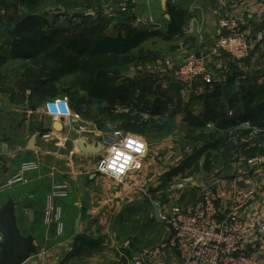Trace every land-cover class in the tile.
I'll return each mask as SVG.
<instances>
[{"label":"rangeland","instance_id":"obj_1","mask_svg":"<svg viewBox=\"0 0 264 264\" xmlns=\"http://www.w3.org/2000/svg\"><path fill=\"white\" fill-rule=\"evenodd\" d=\"M43 1H23L25 11L21 12L19 10V12L23 16L21 23L27 25L28 31H22L20 28L9 33L12 38L10 35L9 38L4 35L5 40L15 39L18 44L16 45L17 48H20L17 51H30V54L37 51V49L34 50L32 48V44L27 42L35 41L33 40L35 38L39 41L40 37L37 36L38 34L50 37L55 43L63 38L77 41L82 38L81 35H83L84 39L86 37H94L91 30L86 31L84 29L96 26L95 22H100L103 33L110 36V34H114L109 31L112 29L111 26L114 22L123 20V14L119 10V0H100V2L98 0ZM116 3L118 4L116 5ZM9 18H12L11 15ZM52 50L53 52L50 56L56 57H51L52 59L44 58ZM161 50L152 44L148 49L135 50L134 54L124 56L130 59V62L124 68H121L124 66L122 62L121 72H118L115 78L106 75L109 69L108 60V62L99 60L100 58L92 60L88 58L87 52L82 56H77V53L70 52L69 56L72 59H77L75 61L92 63V65H87L95 66L97 73L93 71V75H86L85 72H80L77 76L76 73H69L71 70H69L65 60L63 59V62L61 60L63 54L67 53L62 54L61 52L59 55L57 46L49 47L44 53L37 51L35 56L31 55L33 60L29 63L24 62L10 68L9 72L20 73L16 74L18 79L6 78L7 72L0 70V91L6 94L7 100L13 103L15 107H19V110L15 111V113L14 111L11 112L16 119L19 117L17 121L19 124H22L25 120L28 121V124L33 123L35 121L31 122L30 120L34 118H38L39 123H43V125L52 123L53 120L46 115L45 108L42 107L45 101L41 103L39 99L42 93L48 91L50 94L49 99L56 97H66L68 99L71 111L79 117V122L76 125L83 128L91 142L90 144L101 143L103 145L107 136L116 132L135 133L148 145L145 155L147 153L156 155L155 160H158L155 162L162 166L164 172L162 171V173L160 172L161 174H158L157 180L160 181L161 178V181L157 186H151L152 182L147 183L149 185L147 186L149 196L157 197L147 199L146 206L148 210L145 212L147 216H143L145 215L144 211L142 212L137 207H134L135 209L132 208L134 215L132 213L125 214L123 219H120L119 228L121 235L118 240L132 234L134 235L133 237H128L129 242H135L132 247H130V244L128 246L123 245L125 241L118 242V250L121 247V251H123L122 249L128 252L131 251L130 253L133 256L127 253L123 255V257L125 256L124 258L127 257L128 261H132L141 253L135 254L136 252L154 246V242L160 237V234L166 233L167 235L170 233L167 220L162 219L161 216L166 217L169 215L174 207L181 210L190 209L199 200L202 187L210 185L214 187L216 192V187L214 186L216 183L219 185L221 181L229 182L235 177L234 166L237 167L240 162L245 163L246 160L258 155H264V146L262 144L264 143V131L250 134L248 138H243L242 135L237 133V131L241 130L239 128L234 127L227 131L214 130L212 127L208 128L201 122L199 113H196V110L201 112V108L193 110L192 104L196 97L193 95L190 97L187 94L186 84H181V81L170 75L155 74L148 71V67L161 58ZM3 51L5 50L3 49ZM85 57L88 60H85ZM33 63H37V66L42 68V72L31 69L32 66H35ZM131 72L134 73L132 78L125 76ZM94 73L97 76L98 73L101 74L99 76L101 82H99L97 77H93L96 76ZM40 77H43V79H39ZM146 77L149 79H146ZM36 78L38 80L36 83L38 95L36 94V98L34 97L33 101L30 99L32 98L31 93L33 92V84ZM50 80L52 81L49 82ZM132 80L136 82H132ZM142 80H144L143 84L133 87L134 84H138ZM39 81L47 82L48 86L46 88L42 86L43 88H41ZM86 83H90L93 86L96 83L98 85L101 84L98 92L95 88V93L89 98L86 95V91H90L89 88L93 86L87 88ZM12 85L22 91L21 96L12 94L15 88ZM202 86L205 85L202 84ZM132 88L136 89V91L132 92ZM5 89H8V91ZM28 91L31 93L26 94ZM122 96H124L125 100L120 98ZM112 98L114 102L111 101ZM157 104L161 105L163 109L155 111ZM205 104L206 102L202 110L208 106ZM259 105L264 109V102H260ZM197 122H200V124H196ZM223 140L225 143L217 145V141ZM72 142L70 139L64 143L56 139L49 140L42 144V149L37 155L30 157L26 154L14 163L0 161V167H3L4 173V176L0 178V208L8 200H13L17 203L15 208V216L16 218L18 217L17 225L20 228L22 226L21 223H23L21 232L25 236L33 232L36 227L31 228L30 224L26 223L28 218L24 214V208L33 209L36 219L41 216L43 218L46 199L57 186L65 185L61 183L67 180L66 172L72 166V163L68 162L69 159L67 157L71 151L70 148L73 146ZM206 155H208V160L204 166ZM91 156L94 157L93 164H95L97 169L104 154ZM30 159L31 161L38 160V170L25 175L23 177L24 180L20 183L8 184L17 173L20 164ZM251 170L248 167V171ZM126 178L121 183L110 178L107 179L115 184H123L127 181ZM178 181L186 183L185 190L182 192H170L168 184ZM157 190L159 194L156 193ZM21 199L23 200L22 202L20 201ZM59 200H54V205H57L56 202ZM154 207L159 210V220L154 218ZM75 219L76 215H73L71 221L67 222L66 229L64 226L63 234L60 237L55 236V238L49 240H39L40 237L38 235L39 238L35 245L36 251L25 264H51L52 261L50 259L52 258L49 259V255L57 251L59 252L58 259L64 257L72 242L74 247L78 244L77 241H73ZM46 227L51 228L50 230H55V226L46 225ZM36 230V233L39 234L44 232L40 225L37 226ZM146 234L148 237L142 238ZM65 239L68 243L67 246L61 242V240ZM1 241L0 235V243ZM60 243L62 246L59 245Z\"/></svg>","mask_w":264,"mask_h":264},{"label":"crops","instance_id":"obj_2","mask_svg":"<svg viewBox=\"0 0 264 264\" xmlns=\"http://www.w3.org/2000/svg\"><path fill=\"white\" fill-rule=\"evenodd\" d=\"M23 1L31 0H0V70L6 71V78L11 77L10 79H18L16 74H20L15 71L9 72L10 68L33 60L30 53L29 59L24 60L15 54V46L18 45L15 39L5 40V36L12 38L9 33L23 26L21 24L23 16L19 12V10L25 11ZM10 15L12 18H9ZM222 20H234L238 24L239 30L249 35L264 30V0H166L165 8L162 7L160 0H131L129 13L123 15V20L115 21L109 31L114 33L113 35L110 34V37L113 36L114 38L124 37L126 28L142 32L143 35L139 37L138 41L142 49H148L153 44L162 49L160 59H171L174 62H179L190 54L208 55L214 39L219 34L224 33V30L220 28ZM209 62L212 81L205 86L196 80L177 79L173 73L170 74L164 68H160V71L157 70L154 73L170 75L181 81V84H186L187 94L190 97L191 95L196 97L192 104L193 110L201 108V112L196 110L201 118L209 117L210 109L219 112L216 113L221 116L214 119L210 118L204 123L208 128L222 130L221 128L224 127L223 129L227 131L235 127L251 130L250 125L247 128L242 125L244 122L238 123V119L246 109L252 111L259 109L262 107L259 105L260 102H264V42L261 45L253 44L250 56L246 60L235 61L227 55L218 54L212 55ZM31 69L42 72L38 66H32ZM39 79H43V77ZM37 82L36 78L33 84V92L28 91L26 93L32 94L30 100L36 98L37 92L34 91H36ZM39 82L41 88L48 86L47 82ZM5 90L8 91V89ZM12 92L14 96H21L22 94V91L16 87ZM49 98L50 94L46 91L42 93L39 99L43 103L50 100ZM205 102V105L208 106L202 110ZM42 107L44 108V103ZM156 107L155 111H159ZM18 110L19 107H15L13 103L7 100L6 94L0 91V161L14 163L26 154L30 157L37 155L42 149V144L49 140L56 139L63 143L69 139L73 141V146L67 156L68 162H71L72 166L66 172L67 180L61 183L67 186L68 194L66 198L57 201L56 204L62 209L65 229L67 222L71 221L73 215H76V219L80 216L79 232L78 234L74 232L73 239L79 244L77 252H74V243L72 242L71 247L69 246L67 253L62 257L63 259H58V251L50 254L51 264H132V261H128L127 257H123L124 253L132 255L130 249V252L124 249L121 251V247L118 250L119 241H125L123 245L128 246L130 244V247L135 243L128 240V237L134 236L133 234L118 240L121 235L120 219H123L125 214H133L134 207L144 211L145 215L143 216H147L145 213L148 210L146 201L154 197L149 196L147 183L152 182L151 186H157L161 181V178L160 181L157 180V176L162 171L164 172L162 166L155 162L158 160H155L156 155L147 153L141 170L130 173L126 178L127 181L123 184H115L97 172L96 166L93 164V156L82 154L76 148L75 142L81 138L89 144L91 143L84 130H80L78 133L76 126H69L59 133L53 129L54 121L49 125H43V123H39L38 118L31 119V122L35 121L33 123L28 124V121L25 120L19 124L17 122L19 117L16 119L11 113ZM257 133L252 131L251 134ZM34 134L37 135L34 149L28 150V142ZM2 144L5 145L6 153H2ZM262 144L264 146V143ZM257 157L264 159V155ZM248 160L245 163L240 162L237 167L234 166L236 175L229 182L221 181L219 185L217 183L214 185L221 201L222 212L227 210L226 205L231 194L244 185L249 173ZM251 174L254 180L255 198L246 207L243 214H255L260 221L264 222V165L253 169ZM1 176H4L2 166L0 167V178H2ZM156 193L159 194V191L157 190ZM16 206L17 203L15 208ZM24 214L28 218L26 223H29L31 228L34 226L37 228L40 225L44 230L43 233L39 234L36 233L39 228L37 230L35 228L34 231L32 230L33 232L26 235L33 238L34 245H36L39 237V240H49L57 236L54 229L50 230L51 228L46 227L42 216L39 219L35 218L33 209L24 208ZM16 221L18 223V217ZM21 225L23 226V223ZM22 226L18 229L20 234L25 236L21 232ZM169 234H160V237L154 242V246L163 242ZM144 236L142 238L148 237L147 234ZM61 242L66 244L65 246L68 245L66 239L61 240ZM62 244L59 245L62 246ZM145 250L147 249L135 254ZM249 253L258 261V264H264V237H261L258 242L250 247ZM167 264H178V260L175 257H170Z\"/></svg>","mask_w":264,"mask_h":264},{"label":"built area","instance_id":"obj_3","mask_svg":"<svg viewBox=\"0 0 264 264\" xmlns=\"http://www.w3.org/2000/svg\"><path fill=\"white\" fill-rule=\"evenodd\" d=\"M131 0H120L119 10L121 14L129 13ZM220 28L224 33L219 34L213 41L210 53L207 55L190 54L179 62L171 59L154 61L148 71H160L166 69L170 74L173 73L177 79L196 80L203 85L210 84L212 74L210 72L209 58L212 55L224 54L235 61H243L249 58L252 45H261L264 42V30L256 31L249 35L239 30L238 24L234 20H222ZM66 97H56L48 100L44 104L46 115L53 121H59L64 128L77 126L79 117L71 111L68 99L66 107L56 101L64 100ZM249 127L248 122L242 124ZM79 131L83 130L78 127ZM254 133L259 130L251 129ZM128 133L116 132L105 139L104 156L107 147L117 140H123ZM146 155L140 158L141 165L138 168H131L124 173L113 174L110 171L104 172L100 168L97 172L101 176L113 179L119 183L133 172L142 168ZM249 171L244 185L236 189L227 203V210H221V201L214 190V187L206 185L200 190V198L196 204L188 210L172 208L169 215L162 217L167 220L169 236L159 245L149 248L140 253L132 264H167L170 257H175L178 264H258L249 249L261 237H264V222L260 221L255 214H243L246 207L255 198L254 180L252 177L253 169L264 165L263 157H256L247 161ZM39 168L38 160L23 161L15 176L8 182L20 183L24 176L37 171ZM186 183L183 181L170 182L168 190L170 192H182L185 190ZM68 188L66 185L57 186L46 199L45 212L43 216L46 225L55 226L57 236L63 234V214L61 207L54 205V200L67 197Z\"/></svg>","mask_w":264,"mask_h":264},{"label":"trees","instance_id":"obj_4","mask_svg":"<svg viewBox=\"0 0 264 264\" xmlns=\"http://www.w3.org/2000/svg\"><path fill=\"white\" fill-rule=\"evenodd\" d=\"M95 23H96L95 24L96 26H92L89 29H84L86 31L91 30V33L93 34L94 37H86L84 39L83 35H81L82 38L79 37L81 39V41H79L80 39L76 41V40H70V39L68 40L67 38H63L59 42L57 40H55V41H57V43H55L50 37L43 35V34H38L37 36L40 37L39 41H37L35 38V39H33L35 41H32V42L30 41L27 43L32 44V48L34 50L37 49L38 52L44 53V51H46L49 47H53V46H57V51L59 52V55L61 54V52H62V54L66 52L67 54H63V57L61 60H62V62H63V59L65 60L67 66L69 67V70H71L69 73H76V76L78 75V73L80 74V72H85L86 75H88V74L93 75V71H95L96 67L95 66H89V65H92V63H86L88 61H75L77 59H72L69 56L70 52L77 53V56H82V55H84L85 52H87L88 58H91L92 60H97L98 58H100L99 60H102V61L108 60L109 61V63H108L109 69L107 70L106 75H110L113 78H115L117 73L121 72L120 69L124 68L126 66V64L128 62H130V59L125 58L124 56H126V55L128 56L129 54H134L135 50L138 51V50L142 49V47H140L138 41H139V37L141 35H143V33L139 32L135 29H132V28H126L124 30V32H125L124 37L120 36V37L114 38L113 36L110 37L109 35H106L103 33V30L100 27V22H95ZM21 24L23 25L21 27L22 31H28V29L26 28L27 25H25L23 23H21ZM53 44H56V45H53ZM15 49H16V52H15L16 55L22 57L23 60L29 59L30 51L29 52H26L24 50H22L24 52L17 51L18 49H20V48H17V46ZM37 51H35V52H37ZM35 52L33 54H30V55L35 56L36 55ZM52 52H53V50L48 52L46 54V56H49V57L45 56L44 58L52 59L51 57H56V56H50V54ZM88 58L85 57V60H88ZM122 62L124 63V66H122L123 65ZM33 64L36 67L38 65L37 63H33ZM87 64H89V65H87ZM23 68H25V67H23ZM61 73H62V69H61ZM95 73H97V71H95ZM99 73H98V76H97V74H95L96 76H93V77H97L99 79V82H101L100 77H99L101 74H99ZM86 78H88V77H86ZM146 79H149V78L146 77ZM51 81L52 80H50L49 82H51ZM132 82H136V81L132 80ZM143 83H144V80H142L138 84H134L133 87H137V85H140ZM85 85L88 86L87 88H89V86H93L90 83H86ZM100 85H98V83H96V85L89 88L90 91L89 90L86 91V95L88 96V98L93 96V94L95 93V88L97 89L96 91L98 92V88L100 87ZM131 91L134 92V91H136V89L132 88ZM34 92H37V91H34ZM101 95L104 96L103 94H101ZM120 98H123V100H125L124 96H122ZM111 101L114 102V99L112 98ZM156 106H158V107H156V108H158V110L163 109V107L161 105H156ZM216 112H218V111H216ZM216 112L214 109H212V110L210 109L208 112V114L210 116L206 117V118L202 117L203 119H201V122L205 123L210 118L214 119L215 117L218 118L219 116H221V115H218L219 112L218 113H216ZM243 122H248L252 129L253 128L257 129V130H259V133H262L264 131V109L262 107L259 109L253 110V111L246 109V111L243 113V115H241L238 119V123H243ZM196 124H200V122H197ZM223 128L224 127H222L221 129L225 130ZM237 133L242 135L243 138H248V136L251 134V130L250 129H248V130L241 129V130L237 131ZM216 143H217V145H220L222 143H225V141L224 140L220 141V142L217 141ZM213 148H215V147H213ZM211 149H212V147H211ZM207 160H208V155H206V158L204 161L205 162L204 166L206 165ZM78 244L74 247V252H77Z\"/></svg>","mask_w":264,"mask_h":264},{"label":"water","instance_id":"obj_5","mask_svg":"<svg viewBox=\"0 0 264 264\" xmlns=\"http://www.w3.org/2000/svg\"><path fill=\"white\" fill-rule=\"evenodd\" d=\"M162 7L165 8V1L160 0ZM128 78H132L134 73H127L125 75ZM53 129L57 132L64 130L63 125L60 122L53 123ZM79 133V131H77ZM37 135L34 134L27 145L28 150L34 149V144ZM75 146L78 151L82 154L87 155H98L104 152V146L101 143L89 144L85 139H79L75 142ZM2 153H6L5 145H1ZM15 205L13 200H8L0 208V235L2 241L0 243V264H25L36 251L33 238L30 236H22L17 226L15 216ZM154 214L156 220H159V211L155 207ZM79 220L80 216L77 217L74 232H79Z\"/></svg>","mask_w":264,"mask_h":264},{"label":"clouds","instance_id":"obj_6","mask_svg":"<svg viewBox=\"0 0 264 264\" xmlns=\"http://www.w3.org/2000/svg\"><path fill=\"white\" fill-rule=\"evenodd\" d=\"M64 100H58L62 108L66 107ZM147 143L135 133H128L123 140H117L106 149V156L101 162V171L113 174L124 173L131 168H138L141 165V157L147 150Z\"/></svg>","mask_w":264,"mask_h":264}]
</instances>
